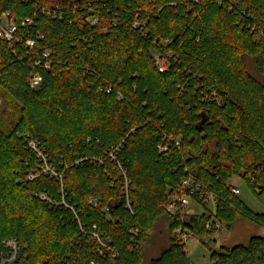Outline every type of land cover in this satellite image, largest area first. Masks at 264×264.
Wrapping results in <instances>:
<instances>
[{"label":"trees","instance_id":"1","mask_svg":"<svg viewBox=\"0 0 264 264\" xmlns=\"http://www.w3.org/2000/svg\"><path fill=\"white\" fill-rule=\"evenodd\" d=\"M5 13L34 25L21 28L23 44L0 42V89L18 109L10 132L0 123V255L15 239V264H194L176 229L204 245L236 223L264 227L231 184L239 178L264 205V0H0ZM38 35L54 64L32 89L25 42ZM30 140L62 180L38 175ZM119 145L128 196L107 155ZM189 176L215 198L214 215L202 202L199 213L167 211ZM62 188L78 219L40 198L62 202ZM211 217L220 231L206 230ZM161 221L168 245L146 262ZM210 261L264 264V237L222 246Z\"/></svg>","mask_w":264,"mask_h":264},{"label":"built area","instance_id":"2","mask_svg":"<svg viewBox=\"0 0 264 264\" xmlns=\"http://www.w3.org/2000/svg\"><path fill=\"white\" fill-rule=\"evenodd\" d=\"M96 23V21H93ZM34 25V19L27 18L25 21L21 23V25L16 24L11 15L9 13H5L0 19V42H6L10 45L15 44H23V37L21 35L22 31L21 28H30ZM137 26V25H135ZM43 39L42 35H38L37 39L29 38L25 42L26 47V55L25 57L31 61V73L28 77V85L32 89H39L44 81L43 71H49L53 67V56L50 51H44L39 48L38 41ZM157 63L159 65L160 71L164 72L168 70V65H166L161 59L156 56ZM172 140V139H170ZM177 147L179 146V142L175 144ZM122 145H119L116 148H112L108 155V159H110L113 163L118 164L120 170H122V175L125 177V193L128 196V187H129V180L127 179L126 171L123 170L121 163L118 160V155L121 151ZM28 148L34 153L41 165L40 170L42 169V173H48V176L57 177L58 179L62 180V176L57 174V170L51 171V167L48 169L50 172L44 171V166L54 167L49 160V157L45 152V150L40 147L38 141L30 140ZM161 152H167L168 148L160 147ZM46 154V155H45ZM41 170V171H42ZM233 194L236 196L240 195V190L237 187L233 188ZM62 195V202H58L54 200L52 197L45 193L40 194V198L46 201L49 205L53 207L65 206L67 209H70L74 216L78 219V212L75 210L74 207L68 205L64 199V189L61 190ZM128 207H130V201L127 200ZM206 203L208 205L213 206V210L210 211L212 215L215 214V198L213 195L204 192L200 185H197L194 181L192 176L186 177L180 184L179 190L177 195L172 199L171 204L168 206L167 211L170 214H174L179 208H182L184 211L188 207H190L193 203ZM94 207H97V203L95 201H91ZM80 231L84 236H88L95 241L101 243L104 247L106 246L102 241L103 233L100 232L96 227H94L91 231L85 228V225L82 223L79 224ZM205 228L207 231H220L222 229V224L216 220L214 217H211L205 224ZM175 235L177 240L182 243L189 244L195 238L193 234L189 231L183 229H176ZM4 251L0 255V264H15L21 254V248L19 247L17 241L15 239H10L4 242Z\"/></svg>","mask_w":264,"mask_h":264},{"label":"rangeland","instance_id":"3","mask_svg":"<svg viewBox=\"0 0 264 264\" xmlns=\"http://www.w3.org/2000/svg\"><path fill=\"white\" fill-rule=\"evenodd\" d=\"M96 21V20H93ZM5 107L8 110L6 116L2 114ZM18 121V109L13 105L12 98L7 95L3 90L0 89V123L6 132H10L16 125ZM45 153V152H44ZM46 155V154H45ZM38 159V157L36 156ZM41 165V163H40ZM51 167V168H50ZM54 171L56 167L45 165L44 171L50 172ZM42 170V169H41ZM40 170V171H41ZM57 170V169H56ZM39 173L38 175L48 176V173ZM57 174L63 177L57 171ZM37 177L35 174H31L28 180H33ZM57 178V177H55ZM64 178V177H63ZM62 178V179H63ZM237 183V187L240 190L239 198L241 201L253 212L257 214H264V205L260 203L252 194V192L241 182L239 178L232 180V183ZM60 184L63 185L61 181ZM40 195V194H39ZM213 206L209 205V210H213ZM187 213H199L201 212V206L199 204L193 203L190 207L185 209ZM253 237H264V227L254 225L248 222L236 223L231 231H221L213 236H209L205 240V244H200L197 240H193L187 245V251L191 261L194 264H211L210 252L216 251L222 246H234V245H247ZM168 245V231L166 226V221H161L156 230L153 233V237L146 247L145 260L148 262L153 257L160 254V252ZM74 258H82V253L80 249H77L73 254Z\"/></svg>","mask_w":264,"mask_h":264},{"label":"crops","instance_id":"4","mask_svg":"<svg viewBox=\"0 0 264 264\" xmlns=\"http://www.w3.org/2000/svg\"><path fill=\"white\" fill-rule=\"evenodd\" d=\"M231 184L234 185V186H236V187H237V185H238V184L235 183V182L232 183V181H231ZM237 188H238V187H237Z\"/></svg>","mask_w":264,"mask_h":264}]
</instances>
